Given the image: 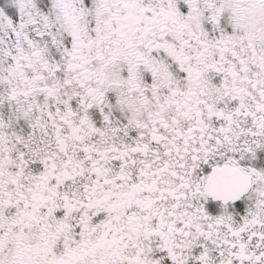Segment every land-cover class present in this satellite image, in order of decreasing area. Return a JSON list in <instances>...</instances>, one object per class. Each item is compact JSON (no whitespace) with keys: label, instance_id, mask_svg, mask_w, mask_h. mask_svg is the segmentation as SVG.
<instances>
[{"label":"snow or ice","instance_id":"6c2138e0","mask_svg":"<svg viewBox=\"0 0 264 264\" xmlns=\"http://www.w3.org/2000/svg\"><path fill=\"white\" fill-rule=\"evenodd\" d=\"M0 264H264V0H0Z\"/></svg>","mask_w":264,"mask_h":264}]
</instances>
